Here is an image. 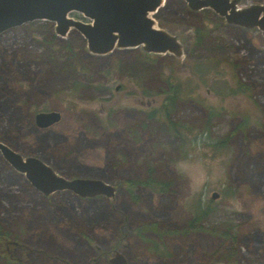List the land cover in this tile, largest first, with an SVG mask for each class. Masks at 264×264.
Segmentation results:
<instances>
[{
  "label": "rangeland",
  "instance_id": "374dc122",
  "mask_svg": "<svg viewBox=\"0 0 264 264\" xmlns=\"http://www.w3.org/2000/svg\"><path fill=\"white\" fill-rule=\"evenodd\" d=\"M150 16L180 55L91 53L78 31L61 36L48 20L0 34V142L64 179L113 187L110 196L45 194L0 151V225L14 236L0 251L25 264H111L116 253L125 264H264V30L185 0H163ZM197 27L210 31L212 49L194 46ZM170 86L178 100L167 117ZM42 111L60 119L39 127ZM150 169L168 190L130 193L127 181ZM202 208L211 210L206 231L176 232ZM156 240L164 254L150 247Z\"/></svg>",
  "mask_w": 264,
  "mask_h": 264
},
{
  "label": "water",
  "instance_id": "95a60500",
  "mask_svg": "<svg viewBox=\"0 0 264 264\" xmlns=\"http://www.w3.org/2000/svg\"><path fill=\"white\" fill-rule=\"evenodd\" d=\"M192 9L209 7L227 22L242 26H258L264 30V5L238 9L230 0H185ZM163 0H0V34L34 20L55 22L57 34L64 36L70 29L78 31L86 42L87 50L95 54H107L116 48L144 47L156 54L182 52L175 36L155 26L150 14L156 13ZM78 12L87 21L68 17ZM60 119L57 111L35 114L39 127H47ZM3 157L39 191L49 194L58 190H70L80 196L96 193L110 196L113 187L100 179H64L48 165L34 157L23 158L0 142ZM213 193V197H216ZM111 264H125L119 253L110 258Z\"/></svg>",
  "mask_w": 264,
  "mask_h": 264
},
{
  "label": "trees",
  "instance_id": "16d2710c",
  "mask_svg": "<svg viewBox=\"0 0 264 264\" xmlns=\"http://www.w3.org/2000/svg\"><path fill=\"white\" fill-rule=\"evenodd\" d=\"M204 27H201V29H199L198 27L195 29V33L197 34L196 38L194 39V46L196 47L198 46H203V48H206L207 50L212 49L210 46V41L212 40L211 37L208 38L209 36V32L205 29H203ZM207 37V38H206ZM68 45V44H67ZM65 46V48H67L68 46ZM246 85V84H245ZM242 85L238 91L239 92H245V91H249V85ZM166 93V97H165V104H164V114L168 117L169 115V110L170 107H172L173 105H175L176 101L178 100V95L176 93V89L174 87H171L165 92ZM127 185H128V191L131 193L133 188L137 187V186H147L152 188L155 191L158 192H166L168 190V184L162 180L156 179L153 176V172L150 169L149 172L147 173V177L144 180H139V181H131L128 180L127 181ZM210 209L206 208H202L199 209L194 216H192L189 221L187 222V224L180 230H177L176 232H181L184 235H189L192 233H198V232H202V231H206L207 229L204 227L205 222L207 221V215L210 213ZM156 227L153 226H141L138 228L139 232L141 233L142 231H147V230H151V229H155ZM157 229V228H156ZM215 229L210 230L209 233H215ZM158 232V231H157ZM168 234V231L165 232H158V234L161 236V234ZM10 238H14L13 235H11L9 232L5 231L3 229V227L0 225V245H10L9 243V239ZM152 247L153 252H157L159 254H164L165 251L164 249H162V245L161 243H159V240L156 241H151L150 242ZM0 260L1 262H5L4 264H25L23 263L21 260H19L18 258H15L11 252L10 249H6L4 248L2 251H0ZM0 262V263H1ZM3 264V263H2Z\"/></svg>",
  "mask_w": 264,
  "mask_h": 264
}]
</instances>
